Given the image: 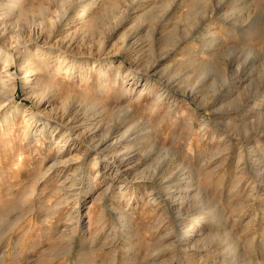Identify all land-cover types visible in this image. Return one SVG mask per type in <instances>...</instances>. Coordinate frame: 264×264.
<instances>
[{
	"label": "rangeland",
	"instance_id": "1",
	"mask_svg": "<svg viewBox=\"0 0 264 264\" xmlns=\"http://www.w3.org/2000/svg\"><path fill=\"white\" fill-rule=\"evenodd\" d=\"M19 7L0 50L38 69L11 89L0 52V264H264V0Z\"/></svg>",
	"mask_w": 264,
	"mask_h": 264
},
{
	"label": "bare ground",
	"instance_id": "2",
	"mask_svg": "<svg viewBox=\"0 0 264 264\" xmlns=\"http://www.w3.org/2000/svg\"><path fill=\"white\" fill-rule=\"evenodd\" d=\"M85 1L90 2L92 0H85ZM20 2H21V0H1L0 7L3 10V12H5L7 14H12L13 12L19 13ZM93 4L94 3H88L87 6H85L83 8L81 16H80L81 18L86 19L88 17L89 9H90V7H92ZM71 8H72V6L69 9H71ZM69 12H72L73 14H75L77 11L70 10ZM20 48H22V44L18 43L17 45H13L10 51H7L8 49L6 51L0 50V52L3 53V60L5 61V71L8 75V79H10L9 81H11V84H12L11 89H14V87H15L14 81L16 80V77H17V72H15V71L12 72V70L10 69L11 68L10 66L12 63H15L19 67V69H20L19 71L23 72V74L20 78L22 80V83L25 85H27L30 82V80H31L30 75L34 74L38 69L37 67L34 66L35 62H34V64H32L30 62L25 61L26 58L33 57V56H35L36 53L35 52H29V51L25 52L24 50H20ZM102 141H104V140H102ZM102 144L103 143H101V145ZM196 220H197L196 221L197 224L200 225V223L205 221V217L203 215H197ZM188 233H189V229H186L184 234L187 235Z\"/></svg>",
	"mask_w": 264,
	"mask_h": 264
}]
</instances>
